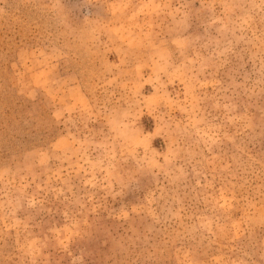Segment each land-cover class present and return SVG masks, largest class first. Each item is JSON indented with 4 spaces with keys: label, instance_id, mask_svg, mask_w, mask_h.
Here are the masks:
<instances>
[{
    "label": "rangeland",
    "instance_id": "rangeland-1",
    "mask_svg": "<svg viewBox=\"0 0 264 264\" xmlns=\"http://www.w3.org/2000/svg\"><path fill=\"white\" fill-rule=\"evenodd\" d=\"M0 264H264V0H0Z\"/></svg>",
    "mask_w": 264,
    "mask_h": 264
}]
</instances>
